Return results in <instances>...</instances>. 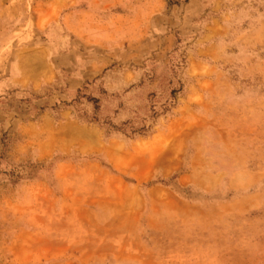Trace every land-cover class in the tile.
<instances>
[{
  "label": "rangeland",
  "instance_id": "obj_1",
  "mask_svg": "<svg viewBox=\"0 0 264 264\" xmlns=\"http://www.w3.org/2000/svg\"><path fill=\"white\" fill-rule=\"evenodd\" d=\"M0 264H264V0H0Z\"/></svg>",
  "mask_w": 264,
  "mask_h": 264
}]
</instances>
